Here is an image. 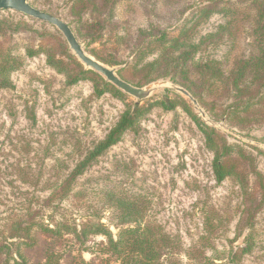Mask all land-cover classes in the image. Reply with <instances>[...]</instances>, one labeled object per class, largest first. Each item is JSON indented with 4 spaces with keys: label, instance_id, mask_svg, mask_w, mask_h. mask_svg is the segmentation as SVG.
<instances>
[{
    "label": "rangeland",
    "instance_id": "rangeland-1",
    "mask_svg": "<svg viewBox=\"0 0 264 264\" xmlns=\"http://www.w3.org/2000/svg\"><path fill=\"white\" fill-rule=\"evenodd\" d=\"M82 1L86 6L78 0H30L67 22L84 50L118 67L122 79L137 86L169 79L197 99L205 118L172 90H159L141 102L120 89L123 97L108 90L99 94L97 86L113 84L81 63L56 26L0 10V18L11 29L17 27L12 34L7 31L11 38L0 36V47L21 62L10 73L11 85L0 88V264L43 263L49 253L54 254L53 264H85L92 258L96 264H117L98 251L107 241L105 235L90 232L81 237L82 229L94 230L98 222L115 237L121 229L136 226L150 228V235L166 234L171 244L161 256L165 264H264L262 81L252 82L247 72L240 85L248 89L238 95L230 84L208 94L205 79L194 72L189 78L178 72L147 81L149 63L162 50L153 44L140 55V43L150 33L183 32L188 43L200 44L191 58L195 63L216 61L230 71L239 60L251 62L260 54L253 0H231L238 14L232 29L221 28L229 19L225 12L201 11L207 0ZM234 28L235 37L229 36ZM39 45L46 50L26 53L27 46ZM65 49L101 81L69 83L66 74L47 61V50L68 60ZM169 99L175 102L172 109L161 102ZM135 104L144 109L135 127L93 158L81 174L70 177ZM204 124L233 146L226 157L237 159L244 171L241 178L216 179ZM119 198L127 200L126 207L137 213L138 221L121 220ZM32 216L45 225L70 228L62 225V236L52 237L34 225L28 235L16 223L25 226Z\"/></svg>",
    "mask_w": 264,
    "mask_h": 264
},
{
    "label": "trees",
    "instance_id": "trees-1",
    "mask_svg": "<svg viewBox=\"0 0 264 264\" xmlns=\"http://www.w3.org/2000/svg\"><path fill=\"white\" fill-rule=\"evenodd\" d=\"M207 1L208 3L201 8V11L206 15H209L217 10L227 14L229 19H227L226 24L221 28L232 29L234 22H236L237 25L238 14H235V9L233 8L235 4L231 2V0ZM78 3H83L84 6H86V3L82 0H78ZM253 3L256 11V26L253 31L256 33V37L260 42V54L252 59L251 62L248 60H239L234 64L230 71L223 69L220 63L216 61H213V63H195L191 60V58L193 51L199 47L200 44L197 45L196 43H188L187 39L183 37V32L177 36L169 35L165 31L160 34L150 33V38L146 42L144 41L143 43H140V55L148 52L147 50H149L153 44H156L157 48H160L162 51L158 59L149 63L152 70L146 77L147 81H152L168 74L176 75L178 72H183L184 76L189 78L191 72H194L199 78L202 77L205 79L203 85L204 89L208 91V94H216L221 87H229L230 84V90L233 88L236 91V95H238L240 91H243V89H248V86L242 87L240 82H243L244 78H246L247 72H251L252 82L261 80L262 85H264V0H253ZM218 6H221L220 9H218ZM16 29L17 27L15 29H11L7 20L0 18V36L11 38L12 36L8 35L7 31L12 34ZM141 31L144 32L143 29H141ZM235 32L236 28L228 30L229 36L235 37ZM91 35V40L97 39V37H94L93 33H91ZM210 36L212 35L209 34L208 37ZM204 40L205 38H203L202 41ZM43 50H46L43 45H39L38 47H26V53L29 56L36 55ZM64 52L68 60H66L63 55L59 56L56 55L55 52L47 50V61L57 71L65 73L69 83H76L81 79L87 78L97 82L101 81V78L97 73L92 70H84L83 65L66 49ZM108 62L112 64L117 63V61ZM20 63L21 62L18 57L12 55L9 50L0 47V88L11 85L10 73L17 69ZM152 71L153 73H151ZM191 82L195 83L196 81L191 79ZM188 88L192 90L191 86ZM106 90L113 92L119 97L124 96V93L111 84L105 85L102 89H99L97 86L99 94ZM161 102L166 108L172 109L175 107V102L170 99L169 101L163 100ZM187 109L190 110L188 107ZM143 110L144 109L137 104H135L132 109H126L117 123L109 130L106 137L100 140L93 147V149L88 152L87 157L75 166L70 173V177L75 178L76 175L81 174L93 158L102 154L109 147L119 142L127 130L135 127L138 122L139 115L143 113ZM196 120L198 119L196 118ZM198 122L201 123L199 120ZM202 130L206 136L207 146L214 152L213 171L216 179L218 181H222L226 177L232 175L237 178H241L244 171H242L243 169H240L237 159L226 157L230 154L233 146L229 145L221 134L209 125L204 124ZM241 181L244 182L243 180ZM243 186H245L244 183ZM243 188L244 190L246 189L245 187ZM119 199L120 201L116 203V206L117 210H119L118 212L121 220H124V222H127V220H133L135 222L138 221L137 213L129 211V208L126 207L127 200L123 198ZM31 214L32 213H29V215ZM130 214L132 215L129 219H127ZM26 223L27 224L25 226L22 225V222H18L16 225L19 230L24 231L28 235L34 225H36L40 230L49 233L52 237L56 235L62 236V225L67 230L70 228L69 225H59V223L54 226L45 225L42 221H35L33 216L31 217L30 222L26 221ZM93 225L94 224H92V226ZM74 232L78 233V236L80 235L77 229H74ZM90 232L102 233L106 236V243H103L98 251L99 253H107L109 255L108 259H113L117 264H165L162 262L161 256L165 251H169V249L166 248L171 244L170 239L166 234L157 235L153 233L150 235V228L141 229L140 226L123 228L118 236L115 237L109 228H107L103 223L98 222L97 228L94 230L87 228L82 229L81 237L87 236ZM243 250H247V248L244 247ZM52 257H54V254L49 253L45 262L37 264H53ZM212 263L214 264V262ZM85 264H96V262L95 259L92 258L91 261L85 262ZM171 264H173V262Z\"/></svg>",
    "mask_w": 264,
    "mask_h": 264
},
{
    "label": "water",
    "instance_id": "water-1",
    "mask_svg": "<svg viewBox=\"0 0 264 264\" xmlns=\"http://www.w3.org/2000/svg\"><path fill=\"white\" fill-rule=\"evenodd\" d=\"M0 10L18 11L26 16L56 26L63 33L70 49L81 61V63H83L87 68L100 73L108 82L112 83L128 95L136 98L138 102L150 98L159 90H172L180 93L187 101L191 102L193 107L198 109L201 117L205 118V114L199 106L197 99L187 89L171 82L169 79L153 81L144 86H137L122 79L117 74L118 67H110L100 62L84 50L83 45L77 38L72 27L67 22L52 13L35 7L31 4L30 0H0Z\"/></svg>",
    "mask_w": 264,
    "mask_h": 264
}]
</instances>
